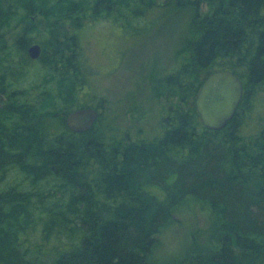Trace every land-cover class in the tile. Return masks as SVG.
Instances as JSON below:
<instances>
[{"label": "trees", "instance_id": "1", "mask_svg": "<svg viewBox=\"0 0 264 264\" xmlns=\"http://www.w3.org/2000/svg\"><path fill=\"white\" fill-rule=\"evenodd\" d=\"M205 2L202 12L191 0H0V264H264V126L241 130L264 92V0ZM172 5L191 9L189 33L151 80L158 130L116 133L99 110L107 96L94 87L83 21L122 26ZM220 69L238 75L243 97L210 130L195 98ZM91 106L94 125L71 131L67 113ZM196 209L208 243L163 260L159 234Z\"/></svg>", "mask_w": 264, "mask_h": 264}, {"label": "rangeland", "instance_id": "2", "mask_svg": "<svg viewBox=\"0 0 264 264\" xmlns=\"http://www.w3.org/2000/svg\"><path fill=\"white\" fill-rule=\"evenodd\" d=\"M191 1H198L200 11L207 9L205 0ZM190 14V8L183 6L179 9L172 5L147 11L144 20L138 17L137 20H130L122 26H116L105 17H85L84 42L82 41L84 53L90 66L96 70L94 87L107 96L99 110L103 114L102 119H114L113 127L116 133L126 131L143 137V126H147L146 131L149 133L158 130L156 125L159 115L157 118L158 110L154 107L153 95L156 90H150L153 88L151 80L169 69L172 64L174 53L189 33L186 29ZM33 21L38 26L43 22L42 17L38 15L33 17ZM37 42L41 44L40 41ZM175 56L179 62L186 58L185 53ZM149 74L150 76L146 77ZM160 101L164 103L163 96ZM142 119L146 123L142 121L141 126ZM262 126L264 92L260 91L254 96L241 130L251 133ZM209 225L204 211L196 209L194 213H178L174 223L159 234L156 254L163 260H168L176 254L180 257V253L186 252L191 244L206 245Z\"/></svg>", "mask_w": 264, "mask_h": 264}, {"label": "water", "instance_id": "3", "mask_svg": "<svg viewBox=\"0 0 264 264\" xmlns=\"http://www.w3.org/2000/svg\"><path fill=\"white\" fill-rule=\"evenodd\" d=\"M42 48L39 43L31 44L27 53L37 59ZM243 97V83L233 71L220 69L210 73L201 84L195 98V108L202 125L210 130H220L234 116ZM95 107L77 108L67 113L66 126L73 132H84L98 118Z\"/></svg>", "mask_w": 264, "mask_h": 264}, {"label": "bare ground", "instance_id": "4", "mask_svg": "<svg viewBox=\"0 0 264 264\" xmlns=\"http://www.w3.org/2000/svg\"><path fill=\"white\" fill-rule=\"evenodd\" d=\"M91 107H93V106H91Z\"/></svg>", "mask_w": 264, "mask_h": 264}]
</instances>
